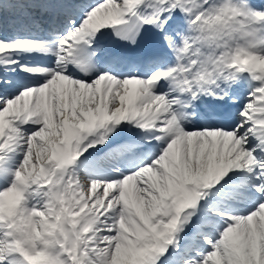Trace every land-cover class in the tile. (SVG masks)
Listing matches in <instances>:
<instances>
[{
    "label": "snow or ice",
    "instance_id": "obj_1",
    "mask_svg": "<svg viewBox=\"0 0 264 264\" xmlns=\"http://www.w3.org/2000/svg\"><path fill=\"white\" fill-rule=\"evenodd\" d=\"M0 264H264V0H0Z\"/></svg>",
    "mask_w": 264,
    "mask_h": 264
}]
</instances>
